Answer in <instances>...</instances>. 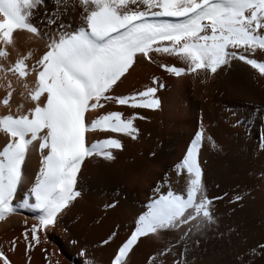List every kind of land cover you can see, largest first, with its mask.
<instances>
[{"label": "snow or ice", "instance_id": "obj_1", "mask_svg": "<svg viewBox=\"0 0 264 264\" xmlns=\"http://www.w3.org/2000/svg\"><path fill=\"white\" fill-rule=\"evenodd\" d=\"M71 2L73 8L80 9V23L75 27L56 18L66 14L69 0H57L56 10L45 12L35 25L32 20L44 0H0V57L8 56L6 48L14 46L16 32L42 40L46 49L31 68L25 63L31 53L10 66L0 65L4 79L15 76L33 105L22 111L18 104L13 114V84L8 80L3 85L6 95L0 105L9 111L0 115V133L6 137L0 147V221L21 208L34 214L36 223L30 228V239L29 230L21 234L25 252L36 246L38 233L54 226L62 210L79 195L74 186L86 158L96 156L110 161L114 158L111 150L122 148L114 136L89 144L86 134L99 131L134 140L138 132L134 120L143 119L135 113L125 117L120 111H109L89 122L88 114L102 108V101H114L131 109L159 107L156 87L127 96L110 95L113 86L139 58L149 61L152 53L175 57L186 68L160 65L175 77L212 74L234 59L264 76V63L246 55L257 50L264 53V0ZM30 73L34 75L31 85L25 82ZM152 83L159 82L153 79ZM201 143L202 132L196 131L173 169L177 181L183 179L184 183L178 190L154 193L155 198L136 219L134 230L118 248L111 264H126V257L141 237H160L169 230L186 227L183 241L190 233H199L214 223L212 201L206 195L198 159ZM33 149L40 154L39 168L22 202L17 203L24 165ZM168 182L165 174L164 183ZM260 247L264 252V246ZM170 251L168 246L157 256H166ZM180 256L183 258L185 253ZM150 259L158 264L155 258ZM0 264H10L2 251ZM173 264L180 262L174 260Z\"/></svg>", "mask_w": 264, "mask_h": 264}, {"label": "bare ground", "instance_id": "obj_2", "mask_svg": "<svg viewBox=\"0 0 264 264\" xmlns=\"http://www.w3.org/2000/svg\"><path fill=\"white\" fill-rule=\"evenodd\" d=\"M56 7L57 0H44L32 23L39 24L45 12L52 13ZM79 11L69 0L66 14L56 18L75 27L80 23ZM44 50L42 40L16 32L14 46L6 48L8 56L0 57V65L10 66L31 53L25 61L31 68ZM150 55L149 61L139 58L110 95L127 96L156 87L159 107L131 109L102 101V108L88 114L89 122L109 111H120L125 117L135 113L143 119L134 120L138 129L134 140L99 131L86 134L89 144L114 136L122 148L111 150L114 158L110 161L86 158L74 186L79 195L62 210L54 226L38 233L34 248L25 252L21 235L27 229L30 239V228L36 223L32 212L21 208L0 221V251L10 264H111L134 230L136 219L155 198L154 193L178 190L184 183L183 179L177 181L173 169L196 131L202 132L198 159L202 183L212 201L214 223L199 233H190L183 241L186 227L169 230L160 237H141L126 257V264H154L150 257L158 264H173L174 260L180 264H264L260 247L264 246V76L234 59L218 68L219 76L209 85L199 79L188 82L189 74L175 77L161 68V64L184 67L175 57ZM254 59L264 63V53L257 50ZM153 79L159 83L153 84ZM8 80L13 84V114L18 104L27 111L32 102L15 76L4 79L0 73V99L6 95L3 85ZM25 82L31 85L34 75L30 73ZM8 111L0 105V115ZM5 142L6 137L0 133V147ZM39 160L40 154L30 150L17 203L30 188ZM165 174L169 177L167 184ZM168 246L172 251L157 256ZM181 252L185 253L183 258Z\"/></svg>", "mask_w": 264, "mask_h": 264}, {"label": "rangeland", "instance_id": "obj_3", "mask_svg": "<svg viewBox=\"0 0 264 264\" xmlns=\"http://www.w3.org/2000/svg\"><path fill=\"white\" fill-rule=\"evenodd\" d=\"M166 19H173V18H166ZM256 53H251V54H253V56L251 55L250 58L252 57V59H254V57L256 56ZM184 67L186 68V65H184ZM218 76H219V72H217V71L215 73H212V74H208L207 72H204L202 75H198V76L189 74V76H188L189 81L188 82H190L191 80H194V79H199L202 83L209 85ZM186 124L188 125V130H189L190 126H189V123L187 121H186Z\"/></svg>", "mask_w": 264, "mask_h": 264}]
</instances>
